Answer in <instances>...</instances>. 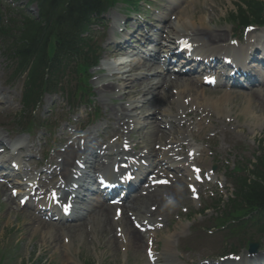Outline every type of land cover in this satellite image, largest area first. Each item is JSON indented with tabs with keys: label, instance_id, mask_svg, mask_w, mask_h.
Wrapping results in <instances>:
<instances>
[{
	"label": "bare ground",
	"instance_id": "1",
	"mask_svg": "<svg viewBox=\"0 0 264 264\" xmlns=\"http://www.w3.org/2000/svg\"><path fill=\"white\" fill-rule=\"evenodd\" d=\"M176 3L178 7L184 5L185 8L183 10H187L186 0H177ZM214 16L212 15V17ZM193 18L194 15L190 16L188 23L184 19L182 12H179L175 16V21L168 19V24L162 28L165 30L167 27L168 29L164 36L162 35L163 30L156 33L157 38H153L151 34L147 33L144 44L150 45L147 46L148 50H146L147 58L150 61L140 60V62L133 61L108 66L109 73L106 78L113 81H106L98 86L101 97L108 100L112 99L115 91L118 90L117 92H119L120 89H124L125 91L120 94L119 98L124 100V103L128 102L127 100L132 98L133 94L139 95L144 92L151 94L149 105L151 112L147 115H144L145 110L143 106L135 104H131L132 107L130 109L119 106V109H108L107 112L111 119L118 120L115 130L120 134L123 133V138L132 132V124L135 126L140 124L139 120L135 119L131 111L135 112L139 110L143 115V121L151 120L149 122V127L152 132L151 141L148 145H137L142 149V152L138 155L144 157L148 162V166L152 168V173L155 174L154 179H148L147 172L149 169L145 170L146 174L142 177L136 189L129 193L125 204L110 205L105 201L100 203H87L82 212L72 220L77 221L74 225L61 226L54 224L46 220L43 213L23 209L21 212L27 220V229L32 230L33 234L42 233L45 230V233H48L49 237L53 238V240L57 239L56 248L58 250L63 248L60 240L61 236L68 232L73 234V237L77 232L82 236H90L93 233L92 235H95L100 241L104 240L108 244L107 248L111 250L113 248L117 249L120 242H123V245L127 249L137 250L144 244V240L148 235L153 238V235L150 233L159 226L161 220H167V215L164 213L168 197L173 201L175 198L178 199L181 196L177 190L182 184L175 175L168 176V183H160L159 181L162 174V178H166L167 170L161 165L163 164V158L176 159L173 156L175 149L180 145L179 142H186V136L192 131V127L188 121V115L192 112H207V109H210V111H225L222 103L228 100V98H231L233 94L236 96L242 95V98L245 99L242 111L249 110L250 112H255L256 110H264V88L241 89L239 92L229 89L218 98L212 99L205 94L203 88H199L202 82L194 75L182 76L181 74L172 75L169 72L164 73L163 71H169V61L165 65L161 62L162 66L164 65L163 71L158 72V70H153L150 75L154 78L152 82L149 79L137 82L139 78L144 77L143 71L150 72L152 67L154 69L157 67L161 68L158 59L164 51L162 49L164 45L160 39L169 42L183 38L192 44L195 49L194 55L202 57L199 59H212L209 57L215 56L213 50L217 49H212V47L214 48L224 42L223 39L226 37V35H223L224 30L215 25L210 26V22H213V20L209 14L205 15V19L198 18L194 20ZM114 27L116 25L113 21L111 23L112 31ZM230 31H226V33L229 34ZM259 41L262 42L261 39ZM183 66L185 70H190L194 66V62L191 59H186ZM136 70L140 71L138 76L133 74V71ZM237 79H240V81H248L250 75L239 76ZM226 83L231 84L227 80ZM5 101L6 98L1 97L0 92V104H4ZM179 109L186 111L185 117L187 119L181 115ZM3 110L5 111L6 108H3ZM160 116H162L161 120H159ZM135 129L141 130L143 128L137 126ZM168 147L170 148L168 149ZM24 148L26 146H19V149ZM83 152H85L83 151V146H80L78 143L74 144L72 140L71 144L66 146L64 150H61L59 154L55 153V155L51 156L50 161H54L55 159L56 162H59V165L56 166V174L59 179L65 180L73 173L75 169L73 166L74 161ZM82 159L84 163L87 162L85 158ZM17 160H19L18 155H11L10 161ZM25 178L27 179V177ZM0 192L1 195L5 196V193L8 192V185L0 184ZM6 198L9 203H12V209L17 211L19 209L20 198H18L17 205L10 195ZM32 210H35V208ZM132 220L133 222L139 223L140 226L138 228L134 227ZM166 255L159 253L156 256V260L159 261L163 258L166 261L172 260L171 256Z\"/></svg>",
	"mask_w": 264,
	"mask_h": 264
},
{
	"label": "rangeland",
	"instance_id": "2",
	"mask_svg": "<svg viewBox=\"0 0 264 264\" xmlns=\"http://www.w3.org/2000/svg\"><path fill=\"white\" fill-rule=\"evenodd\" d=\"M191 1L193 2L191 3ZM191 1L187 3V10H183L182 12L184 19H186L188 23L190 21V16L194 15L193 19L196 20L198 18L205 19V15L209 14L213 20V22H210V26L217 25L222 26L223 28H228L225 18L229 16L231 13L230 11L234 8L233 0ZM3 2L5 4H9L11 7L24 4L22 1L14 3L12 0H3ZM155 2H161V0H149L148 3L140 2L139 4L142 9L145 8L146 12L152 11L154 8L159 10V7L155 5ZM121 8L125 7L120 2L117 6H115V8L109 10L107 15L110 18L113 16L116 17V15L118 17V11ZM29 11L34 13L35 7L31 6ZM212 15L215 16L212 17ZM105 17L106 16H104V18ZM104 27V29L99 28L98 31H95L96 36H108V22L104 25ZM101 32L103 33L100 35ZM104 44L105 41L103 40L102 46H104ZM102 50L103 60L101 64L103 68L99 67L100 69L97 68L92 71V78L88 81L93 92L92 101L90 102L93 109L99 110L98 122H101L103 119L115 121L109 117L108 112L107 115L105 114L104 109H119V106L127 107V105L125 104L124 106L120 99H118V92L114 93V98L111 100L102 98L98 92L97 82H103L104 78H106L103 76L106 73V71H103L105 67L104 65L106 63H117L119 59H116L114 56H108V53L104 51L103 47ZM7 71V63L0 53V75L2 72L3 80L7 76ZM14 85H16V88L11 89V91L13 93H18L19 83H15ZM199 88H203L205 94L212 99L218 98L224 93L222 90L223 86H220V84L215 87L200 86ZM10 96L12 97V95ZM148 97H150V95L136 96L135 98H137V100H145V98ZM242 97V95L236 96L233 94L231 98H228V100L223 102L222 105L225 111L219 112L207 109V112H192L188 115L189 124L196 131L192 133V138L205 147L206 151L204 158L207 159L209 165L214 166V170L217 171V174L222 173V169L220 168L224 165L229 166V168H233L235 165H239V163L244 159H252L253 156L257 154L259 145L261 144V140L264 136V110H256L255 112H250L249 110L242 111L243 104L245 102V99ZM12 99L14 100L15 107L10 110L9 113H2L0 116V123H6L7 120H12L13 114L19 110L17 105L18 99L13 97ZM47 101L55 102L54 106L48 107L47 111L46 104H42L39 114L36 116L38 120L35 123L40 122L43 118H49L51 126L59 123H61V126L57 129L55 134L53 133L47 138H44L46 144H44V141L40 138L34 136H31L30 138L26 137L27 144H34L35 149L39 145H43L42 148L48 147V152L42 162V166L46 165V162H48L52 154L55 153L56 148L59 147L58 145L64 141L62 140V137H59L62 127H68L66 128V131H72L73 129L70 126L71 122L69 124H64V120H72L75 122L76 119L82 117V121L75 122L76 126L78 125L82 127L83 122L89 118V116L84 115L82 111H79L78 113L70 111L67 112L68 109L66 108L60 95L45 96L44 102ZM138 105L143 106V109L145 110L144 115H147L150 112L148 102ZM179 112L183 117L186 116L185 110L179 109ZM137 113H139L138 120L140 123L138 126L143 127V129L133 130L125 140L129 139L132 143L139 145H148L152 136V132L149 127V122L151 120L143 121V115L141 116L139 111H137ZM185 119L187 118L185 117ZM104 124L105 123H102L101 126H104ZM6 126L7 127L0 129V132H3L5 136L9 129L13 130L12 124ZM83 132L85 131H82L81 133ZM6 138L8 139L7 136ZM190 140L191 137L188 136L186 142L188 143ZM213 159L216 160L215 164L213 163ZM28 168L32 169L34 174L41 171L39 166H28ZM218 180L221 181L220 178ZM206 185L211 186V183ZM226 185L216 184L215 186H211V188L206 191L205 186H201V189L204 190L200 195V202L202 205L205 204V201L209 198H213L216 192L221 194L223 200L226 199L230 192L229 186ZM4 199L5 198H2L0 192V264H149L145 253V244H142V246H140L137 250H133L129 248L127 249L126 246L123 245V242H120L117 249L113 248V250H111L110 248H107L108 244H106L104 240L100 241L95 235H92L93 233H91L90 236H82L79 232H77V234L75 233L76 235L73 237V234L68 232L61 236L60 240L63 248L58 250L56 248L57 239L53 240V238L49 237L48 233H45V230L42 231V233L33 234L32 230L27 229V220L23 217L21 210H12V206ZM181 201V197L178 199L175 198L173 201L167 199V206L164 213L167 215V221H165L166 219L161 220L162 228L159 227V229L155 231L154 235L152 250H155L156 255L165 250L164 243H167L169 246L172 242V238L174 240L176 236H179V242L184 239L188 240L196 238L193 227L188 228L187 222L191 220V217L192 220H195L194 225L202 223L206 224L208 218L210 217V213L202 217H197L196 214L186 217L183 212L181 214H178V212L175 213L178 202ZM15 203H17V201ZM192 205L194 207H198V203L195 201H192ZM182 207L183 206H181L180 209ZM167 213H171V215H168ZM205 216L206 219H204ZM74 224L72 223V225ZM201 235L202 232L200 234V238ZM209 242L210 240H207L205 245L196 243L191 246L188 244L184 246L179 243L177 244L178 248L175 249V251L173 249L171 250L173 259L170 261L172 264H181L183 259L196 260L201 257L202 254H207L209 248L212 250L209 253L217 252L220 245L216 244L214 249ZM173 246L175 248V243ZM180 256L183 258L181 259ZM175 258L178 259L179 262ZM162 261H164V259ZM162 261L159 264H164Z\"/></svg>",
	"mask_w": 264,
	"mask_h": 264
},
{
	"label": "trees",
	"instance_id": "3",
	"mask_svg": "<svg viewBox=\"0 0 264 264\" xmlns=\"http://www.w3.org/2000/svg\"><path fill=\"white\" fill-rule=\"evenodd\" d=\"M37 3L38 17H24L19 20L15 28V41L8 46V50L20 53L19 63L34 57L35 64L30 72L29 93L32 95L36 91L42 80L46 64L45 51L48 45L54 46V55L50 59V72L59 78L67 68L68 61L73 56H79L85 63H91L94 58L87 51H84L85 39L81 33L87 26L89 16L92 12L103 9L106 2L104 0H31ZM248 14L240 8L238 18L241 22L250 16L257 18L264 4L257 0L246 2ZM4 30L5 37L6 32ZM80 46V47H78ZM15 49V50H14ZM28 54V55H26ZM26 55V56H25ZM47 69V67H46ZM250 176L233 175L236 184V199L230 200L231 208L238 205H245L248 214L257 215L258 220L262 221L261 229L264 232V152L257 157L254 168L249 172ZM246 213V215H247Z\"/></svg>",
	"mask_w": 264,
	"mask_h": 264
}]
</instances>
